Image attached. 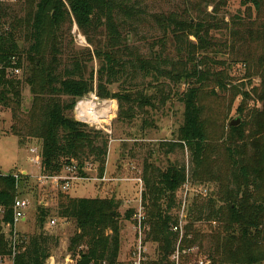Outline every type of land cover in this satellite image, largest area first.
Returning a JSON list of instances; mask_svg holds the SVG:
<instances>
[{
	"label": "trees",
	"instance_id": "1",
	"mask_svg": "<svg viewBox=\"0 0 264 264\" xmlns=\"http://www.w3.org/2000/svg\"><path fill=\"white\" fill-rule=\"evenodd\" d=\"M151 1L39 0L27 20L29 46L26 50L20 49L12 30L0 32V64L11 66L12 57L18 59L20 66L23 60L28 63L21 79L7 78L5 72L0 71V106H12L15 122L10 133L19 139L21 148L32 141L39 142L42 176L56 177L75 167L85 178L88 167H95L102 179L108 165L109 138L103 131L68 116L77 101L93 93L103 100L115 99L120 105V117L131 120L136 107L143 111L146 107L154 108L158 98L162 104L177 98L185 106L184 124L178 131V140L163 144L161 150L166 156L178 150L187 151L191 168L178 163L169 164L165 169L145 164L141 196L146 214L144 243L158 246V259L142 261V264H174L171 256L177 249L180 234L173 228L179 225L183 208L179 193L190 178L192 182L221 183L220 199L211 197L191 205L182 250L197 247L201 253L207 239L212 264H263L264 71L261 75L262 109L253 115L257 130H260V116L263 118V141L259 143L254 134H247L244 126H230L232 136L225 148L226 171L220 167L213 174L211 150L199 105V86L208 77L201 73L202 61L197 55L209 48L214 26L212 18L226 6L227 0H184L181 12L152 14V21H148L147 8ZM211 5L214 14L207 13ZM242 5L246 7L247 17L236 15L232 20L233 41L259 44L264 48V0H242ZM250 11L257 15L253 23L247 22L251 21ZM72 20L87 37L90 32L98 34L100 31L105 37V42L93 53L101 65L96 89L94 74L87 76V67L82 61L74 60L71 66L60 70L62 50L58 34H62L65 24ZM153 22L158 25V37H145V29L141 28L144 24L153 26ZM149 36L152 40L146 53L131 45L132 38L147 42ZM93 55H90L92 60ZM263 59H257L258 66H262ZM114 84H119L122 91L110 92L107 86ZM153 84L156 95H147L144 87L147 85L150 89ZM183 85L188 87L181 92ZM136 86L143 89L131 91ZM24 87L30 88L33 103L27 115H20ZM167 88L171 90L165 96ZM245 97L248 101L247 94ZM1 123L0 119V133ZM258 150H263L262 158ZM27 178L16 172L7 176L0 174V207L4 209L0 216V256L13 255L12 242L6 239L2 226L14 228L13 207L16 199H20L17 190ZM121 207L122 203L115 198L60 195L54 216L66 223L74 222L76 226L68 247L75 264H120L124 223L134 222L136 214L134 209L122 212ZM52 214L50 209L38 208L37 232L26 236L25 241L16 246L13 264H47L53 249L60 244L59 237L45 231L46 221ZM204 222L217 227L210 229L208 235L200 234L195 226Z\"/></svg>",
	"mask_w": 264,
	"mask_h": 264
},
{
	"label": "rangeland",
	"instance_id": "2",
	"mask_svg": "<svg viewBox=\"0 0 264 264\" xmlns=\"http://www.w3.org/2000/svg\"><path fill=\"white\" fill-rule=\"evenodd\" d=\"M38 1L0 0V30H5L6 28L9 31L12 30L16 35L21 50H26L29 46L26 42L27 20L34 13ZM183 1L153 0L148 5L146 19L152 21L150 16L156 13L181 12ZM207 13L214 14L213 5L207 7ZM236 15L247 17L246 7L242 5V0H227L226 6L218 10L212 18L214 26L211 30L209 48L201 50L197 55L198 59L202 61L200 63L202 66L199 69L205 77H208L199 86V105L202 109V119L206 126L208 144L211 150V172L213 174L220 167L223 168L224 172L226 171L225 148L232 136L230 132L231 121L240 118V125L246 128L247 134H254V139L259 140V143L263 141V118L261 116L259 118L260 130H257L254 126L255 122L253 120L254 113L262 109L261 75L264 71V59L261 63L262 66H258L259 60L257 59L264 58V48L259 44H237L233 41L230 30L233 28L232 20ZM249 16H251V21L247 20V22L253 23L257 20V15L254 12H251ZM72 21L65 24L62 34H58L57 41H60L62 50V55L59 56L62 63L60 70L63 71L66 66H71L70 64L74 60L82 61L87 67V76L91 73L94 74L96 89L101 65L93 53L98 45L105 42V37L99 34L103 33L102 31L98 34L90 32V36L87 37L78 28L74 20ZM152 24L153 26L144 24V27L141 29H145V37L151 35L153 38H157L159 34L158 25L154 22ZM151 36L147 38L149 39L147 42L145 40L143 42L137 41V39L132 38L131 45L141 48V51L146 53L148 43L152 40H150ZM192 40L196 41L195 38H192ZM156 49L159 50V48ZM90 55H93V60ZM203 62L204 64H202ZM22 67L25 73L28 69L26 60L22 61ZM154 85L150 89L147 85L144 87L148 90L146 91L147 95H156ZM120 87L119 84L107 86L108 90L113 94L122 91ZM124 87L130 90L128 86L124 85ZM187 87V85L181 86L180 91L183 92ZM136 88L143 89L136 86L131 91H137L138 89L136 90ZM170 90V88H167L165 96L169 95ZM246 94L248 95V101L245 100ZM92 95L89 94L79 99L74 110L68 116L78 122L84 123L89 128L106 133L109 138L108 168L102 179L98 177L95 167H88L85 171V178L81 177L77 171L70 173L65 171L62 177L72 178L70 181L71 187L66 192L62 190L66 182L64 180L44 181L39 179L38 164L35 165V163L32 164V161L31 163L29 162L30 157L39 162L37 158L41 150L39 142L32 141L25 148H21L19 139L10 133L11 127L15 123L11 110L12 106L11 108L0 106V119L2 121L0 133V174L4 176L14 172L20 174L18 170L21 168L27 169L33 174V176H27L28 178L21 182L17 190L19 194L18 198L30 202V209L27 212L26 220L18 223L14 229L2 226L3 233L6 239L10 240L14 236L13 232H16V244L20 246L25 241L26 236L28 237L37 232L36 215L38 208L52 210L53 214L46 221L45 231L59 237L60 244L57 248L53 249L52 255L56 254L57 260H60L62 263L65 262L68 253L63 240H66L68 237L70 239L73 236L76 226L74 222L66 223L54 216L60 195H68L73 198H96L98 195L107 199L115 198L122 203V212L130 209L139 211L142 191L144 189L142 178L146 163L155 164L162 169L174 163L186 164L189 169L191 168L190 157L187 151L182 152L178 150L175 154L166 156L164 151L161 150L163 144L174 143L178 140V131L184 124L185 106L177 98H172L166 104H162L158 98L154 108L146 107L143 111L136 107L134 119L130 120L120 117V105L117 100H103L97 97L99 101L110 103L112 107V115H105V110H100L99 106H95L99 103L98 101L91 102L93 100ZM82 100L93 104L89 106L85 114L86 117L78 115L76 110V107ZM32 103L33 95L31 90L29 87H24L22 89L20 115H27L32 107ZM94 107L96 109H93ZM262 155L263 150H258V156L262 158ZM254 166H256L255 163ZM220 184L217 181L211 180L204 181L203 183L192 182L190 178L182 192L179 193L180 200L184 205H182L183 208H181L179 213L180 217L184 214L185 221L188 220L187 213L193 203H203L211 197L219 201ZM53 220L56 221L55 226L50 225V222ZM131 224L130 222L124 223L123 229L126 230L122 238L121 259L126 256L127 252L128 255L122 264H135L133 254L137 246L136 234L132 230ZM215 225L204 222L197 224L195 229L200 234L208 235L210 229L217 227ZM126 235L128 238H126ZM143 237L145 240V235ZM144 245H146V248L144 249L141 262L157 260L158 246L151 242H145ZM203 246L205 250H202L201 253H199L198 248H194L186 258L183 257L182 264H200V261L212 264L213 262L208 256L210 242L206 239ZM69 256L71 255L69 254ZM0 258V264H13V260L9 256H0ZM71 260H73L72 257Z\"/></svg>",
	"mask_w": 264,
	"mask_h": 264
},
{
	"label": "built area",
	"instance_id": "3",
	"mask_svg": "<svg viewBox=\"0 0 264 264\" xmlns=\"http://www.w3.org/2000/svg\"><path fill=\"white\" fill-rule=\"evenodd\" d=\"M4 31H9L8 28H6ZM1 34L3 33V30H0ZM11 66H8V67H4L2 64H0V71H4L5 74H6V77L7 78H16V79H21L24 75V70H23V67L19 65V62H18V59L15 58V57H12L11 60ZM92 101L91 102H95V101H98L99 103L101 101L98 100V96L93 93L92 95ZM98 97V98H97ZM82 103H85V101H81L79 102L78 106L76 107V110H77V114L78 115H82L84 116L86 113H87V110H88V106H85L83 107L84 109L82 110H79L80 105ZM105 105L106 106V109H105V115H112V110H111V105L110 103H106L105 102ZM80 111V113H79ZM109 112V113H108ZM35 164L39 163L38 161H35L34 162ZM77 171V169L75 167H72L70 169L67 170L68 173L70 172H75ZM72 178H63V177H51V178H48V177H44V181L46 180H49V181H54V180H59V181H66L65 184L63 185L62 187V190L63 191H69L70 187H71V184H70V181H71ZM184 206V205H183ZM30 209V202L27 201V200H23V199H16L15 201V204H14V207H13V210H14V227L22 222V221H25L26 218H27V212L28 210ZM4 214V209L2 207H0V216H2ZM145 222H146V214L145 212H143L142 210V203H141V207H140V210L139 211H136V214L134 216V231L135 233L138 235V238H139V245H138V253L136 255V262L135 264H141V260H142V255L144 253V233L146 231V228H145ZM185 222V219H184V214L181 215L180 217V221H179V225L175 226L173 228V231L175 233H179L180 234V239H179V242H178V246H177V249L176 251L172 254L171 256V262L174 263V264H182L183 263V257L186 258L187 255H189L193 250L194 248H197V247H194V248H191V249H186V250H182V240H183V237H184V224H186ZM56 225V221L53 220L51 221V226H55ZM14 229V228H13ZM13 231V230H12ZM16 232L14 233L13 232V235L10 240L12 242V246H13V255H12V260H14L15 256L17 255V250H16ZM1 260V258H0ZM200 264H207L205 263L204 261H200Z\"/></svg>",
	"mask_w": 264,
	"mask_h": 264
},
{
	"label": "crops",
	"instance_id": "4",
	"mask_svg": "<svg viewBox=\"0 0 264 264\" xmlns=\"http://www.w3.org/2000/svg\"><path fill=\"white\" fill-rule=\"evenodd\" d=\"M26 147V146H25ZM24 147V148H25ZM28 147V146H27ZM30 147V146H29ZM40 149V148H39ZM32 150V149H31ZM38 151V150H37ZM31 152V151H30ZM32 154V153H31ZM38 159H39V163H37V164H35V165H37L38 167H39V176H40V178L39 179H44V177L45 176H42V174H41V159H40V152L38 153V157H37ZM31 161H32V164H33V162H34V159H32V157H30L29 158V162L31 163ZM107 168H108V165H107ZM18 172L20 173V174H24L25 176H33V174L32 173H30L27 169H24V168H21V169H19L18 170ZM65 173V171L61 174V175H59V176H57V177H62V175ZM48 178H51V177H48ZM98 197H100L99 195H98ZM141 201V200H140ZM141 204V203H140ZM130 223H132L131 224V226H132V230L134 231V222H130ZM126 230V229H125ZM125 230H123L122 231V234H121V251H120V256H119V262H120V264H122V262H124V259H125V257L128 255V252H127V254H126V256L123 258V259H121V253H122V238L124 237V232H125ZM134 233H135V231H134ZM136 234V233H135ZM126 238H128V236L126 235ZM69 237L66 239V240H63V243H64V245H65V249L66 250H68V242H69ZM139 238H138V235L136 234V248H135V253L133 254V256H134V262H136V255H137V253H138V245H139ZM126 242L128 243V241H127V239H126ZM130 242V241H129ZM61 247H62V240H61ZM146 248V245H144V249ZM68 252V251H67ZM132 256V257H133ZM47 264H75V262H74V260H71V256H69V254L67 253V255H66V259H65V262H60V260H57V258H56V254L55 255H53L48 261H47Z\"/></svg>",
	"mask_w": 264,
	"mask_h": 264
},
{
	"label": "bare ground",
	"instance_id": "5",
	"mask_svg": "<svg viewBox=\"0 0 264 264\" xmlns=\"http://www.w3.org/2000/svg\"><path fill=\"white\" fill-rule=\"evenodd\" d=\"M90 105H93L92 103H90V102H85V103H82L81 105H80V107L81 108H79V110H82V109H84L83 107H85V106H88V109H89V106ZM95 106H99V108H100V110L102 109V110H105L106 109V106L107 105H105V102H100V103H98L97 105H95ZM91 109V108H90ZM93 109H96V107H94ZM79 113H80V111H79ZM97 113V112H96ZM109 113V112H108ZM83 115V114H82ZM81 115V116H82ZM82 117H86V115H84V116H82ZM109 118H111L110 116H109ZM108 118V119H109ZM87 120V119H86Z\"/></svg>",
	"mask_w": 264,
	"mask_h": 264
},
{
	"label": "water",
	"instance_id": "6",
	"mask_svg": "<svg viewBox=\"0 0 264 264\" xmlns=\"http://www.w3.org/2000/svg\"><path fill=\"white\" fill-rule=\"evenodd\" d=\"M240 124H241V119L240 118H238L237 120H233V121L230 122V126L231 127H238V126H240Z\"/></svg>",
	"mask_w": 264,
	"mask_h": 264
}]
</instances>
